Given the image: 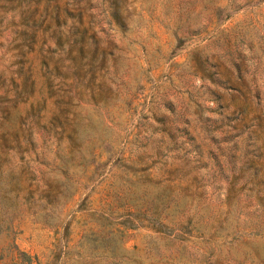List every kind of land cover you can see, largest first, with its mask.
I'll use <instances>...</instances> for the list:
<instances>
[{
  "label": "rangeland",
  "instance_id": "374dc122",
  "mask_svg": "<svg viewBox=\"0 0 264 264\" xmlns=\"http://www.w3.org/2000/svg\"><path fill=\"white\" fill-rule=\"evenodd\" d=\"M36 2L28 47L0 0V264H264V0Z\"/></svg>",
  "mask_w": 264,
  "mask_h": 264
},
{
  "label": "trees",
  "instance_id": "16d2710c",
  "mask_svg": "<svg viewBox=\"0 0 264 264\" xmlns=\"http://www.w3.org/2000/svg\"><path fill=\"white\" fill-rule=\"evenodd\" d=\"M50 7L51 9L49 10L48 6H46L45 9L40 13L36 0H27V5L23 8V14L18 26L19 33L26 36L24 43L25 45H28V47H30L32 43L35 42L38 30L48 28V18L55 20L57 24L59 23V10L56 9L55 6ZM36 14L39 15L38 18H35ZM81 38L83 37L81 36ZM78 40H80V37ZM78 40L75 39L72 41L73 44L71 45H75L74 43H76ZM67 41H71L70 37Z\"/></svg>",
  "mask_w": 264,
  "mask_h": 264
}]
</instances>
